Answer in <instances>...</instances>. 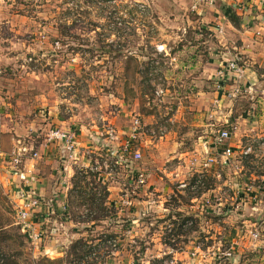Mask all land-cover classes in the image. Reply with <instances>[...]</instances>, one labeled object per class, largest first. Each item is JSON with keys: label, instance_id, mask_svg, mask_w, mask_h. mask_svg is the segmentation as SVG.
Wrapping results in <instances>:
<instances>
[{"label": "rangeland", "instance_id": "374dc122", "mask_svg": "<svg viewBox=\"0 0 264 264\" xmlns=\"http://www.w3.org/2000/svg\"><path fill=\"white\" fill-rule=\"evenodd\" d=\"M14 2L15 11L32 19L0 27V143L15 119L20 129L14 135L28 149L24 158L53 148L56 164L44 174L46 194L39 191L45 206L33 214L35 241L17 217L18 179L7 177L13 162L0 149V221L6 231L26 234L21 264L27 257L43 264L64 259L79 239L92 240V254L70 264H264V220L253 208L264 197V151L237 153L228 164L216 157L205 167L220 150L219 134L237 121L225 114L216 119L217 93L226 104L231 91L214 86L222 83L223 64L213 61L230 51L192 11L191 0ZM38 33L48 40L43 47ZM41 73L43 89L59 96L45 116L28 109L33 98L16 105L25 98L21 91H40ZM16 91L15 102L5 96ZM137 119L142 134L134 138ZM51 128L87 140L73 173L92 169L95 181L86 176L81 190L75 188L70 153L43 146ZM185 221L191 226L183 228Z\"/></svg>", "mask_w": 264, "mask_h": 264}, {"label": "crops", "instance_id": "0c3cea01", "mask_svg": "<svg viewBox=\"0 0 264 264\" xmlns=\"http://www.w3.org/2000/svg\"><path fill=\"white\" fill-rule=\"evenodd\" d=\"M14 1L15 0H0L1 28H6V26L10 27V24L12 22L11 19L13 21L20 17L21 19L19 21H23L24 19L28 20L29 18L32 19L29 16H22L19 12L15 11L14 6L18 3H15ZM216 4L218 5H216L215 7H208L205 13L197 14V16L199 17L202 24H207L209 27L211 26L210 29L213 30L214 33L216 32V34H219L217 31V26L223 27L224 33L220 34L221 36L219 37V44L225 46V48L230 51L231 55L240 56L242 65L244 66L246 71V75L241 81L243 92L238 98L234 100L230 99V101L225 100L227 101V103L224 101L226 104H223V99H219L220 96L217 93L218 96L215 100V113L218 117L216 118L217 120H220L219 116L223 114H225L226 116L235 115V117H232L234 118V120L232 121H237V124L232 125V127L236 126L237 129L233 132V135L231 139L227 141V144L234 150L236 156L237 153H241V149H243L244 145L247 143L248 137L254 136L252 138H255L256 136H264V0H230V2L228 3H224L223 1L218 0ZM228 8L238 16V25H234L228 19L226 15V11ZM38 35L42 37L40 45L43 47L45 44H47L48 40H46V38L42 36V33H38ZM215 59L216 61H213V63H215V65H218L220 63L221 66L227 61L228 57H226L225 59H221L217 55ZM40 75L41 76L38 78V80L41 81V87L39 89L40 91H21L23 93L21 94L22 97L25 98H21L20 100H18V98L16 99L17 101L15 100V98H17V95L15 94L18 91L13 92L12 95L7 92L5 96H13V100L14 102L16 101V105L21 104L18 101H21L22 99L33 98V100H30V105L32 106L28 107V109L35 108L36 110H41L42 115H40L45 116L47 110L45 108L47 106H50V108L54 110V108H56L55 105L58 104L57 102H59V96L53 97L55 96L54 90H50V88L48 89L47 87H45L43 89L42 80L44 79L42 78L45 76L43 75V73H41ZM233 77L234 75L230 77L226 83L223 84V89L218 91L224 90L233 92L234 88L237 85L236 81H231V78ZM214 79L216 80V77ZM213 84L215 86V81ZM6 105L8 106L10 104ZM224 105H226V107H224ZM223 108L224 110H226L225 112H222ZM239 111H241L240 114ZM56 121H59L58 115H56ZM11 122L12 123L10 125V129L5 133H2L3 139H1L0 143L2 145V147L0 145V149L4 151V154H6L7 158H9V156L13 152L22 147L20 146L21 140L16 138V136L14 135L17 134V129H20V123L18 121L16 122L15 119H13ZM70 123L74 124L71 119ZM23 126L25 125L23 124ZM5 128H7L6 124ZM7 132H9V134ZM79 137L80 136H78V144L80 147L78 146V153L79 149L84 148L88 144L86 139L82 138L81 140H79ZM9 143H11L12 145L14 144V147L12 148L14 149L13 151H11L12 149L9 151V146L5 147V144L9 145ZM54 147L57 149L59 148L57 146ZM52 149L53 148H50L46 152L43 151V155H39L38 158L42 160V164L40 163V165H37L36 159L23 158L24 165L32 170L33 174L37 176L40 175L38 177H41L39 178L40 183L38 184V189L41 192V195H45L47 191V188H42V182L45 181L44 177H48L44 174L48 173L49 175V169L54 170V168L56 167L55 160L53 158L54 155H50V153H52ZM220 152L221 150H218L217 153ZM58 153L56 157H58V155L60 154ZM235 156L232 157V160L235 159ZM82 157L83 159H85L84 156H80L79 159L82 160ZM77 161L78 158L76 160L70 159L71 177H73L74 175V166L76 165ZM233 163H231V165ZM235 166L236 163L233 165V168ZM245 167H247V164H245L241 170H244ZM7 177L12 178V180H17V177H14L13 175H9ZM51 177H53V175ZM261 178L264 179V176H262ZM250 187L251 186H249L248 189ZM259 202L260 204L258 203V205L254 206L253 208L260 212H258V216L259 218H262L264 220V197L263 200H260ZM260 214H262V217H260ZM173 218L174 217H172V219Z\"/></svg>", "mask_w": 264, "mask_h": 264}, {"label": "built area", "instance_id": "2783aa9c", "mask_svg": "<svg viewBox=\"0 0 264 264\" xmlns=\"http://www.w3.org/2000/svg\"><path fill=\"white\" fill-rule=\"evenodd\" d=\"M218 0H191V9L196 14L202 13L203 7H214L216 6ZM224 3L230 2V0H221ZM223 27L217 26V31L219 34H223ZM56 45H59V43H56ZM221 82L216 86L221 88L224 83H226L230 77L234 75L233 78H231V81L234 80L237 82L236 87L234 88L233 92L228 93V98L230 99H236L242 94V86L241 81L244 79L246 75V71L244 66L242 65L241 57L238 55H231L229 54V57L227 61L222 65V69L218 73ZM4 76V68L0 61V80ZM218 82V81H217ZM141 121L139 119L135 120V126H134V134L132 137L136 138L137 135L142 134L140 123ZM236 126H233L230 131H223L219 134L218 138L216 139L215 145L217 147H220L221 152L216 153L214 158H209V162L205 164V167L210 166V164H214L217 162L216 157H220L221 159H218V162L222 164H228L229 161L232 160V157L235 156L234 150L227 144V141L231 139L232 132L236 131ZM154 133V132H153ZM115 132L113 130L108 131V135L110 138H114ZM50 145L57 146L60 149L66 150L70 153V159L76 160L78 158V140L76 138V134L72 133L71 131L64 130L62 128H51L47 132L46 135V143L43 145L44 147H48ZM264 151V136L257 137L256 138H248L247 143L244 145L243 149H241L240 155L242 156H251L252 154L261 153ZM28 149L26 146L20 147L17 151L13 152L10 155V159L13 162L12 166V175L14 177H17V189H16V198L18 200V204L15 206V210L17 213V217L20 220V224H22V230L27 231V235L30 234L29 237L33 238L35 241H37L40 238V235L38 233H30L31 230L34 229V224L31 222L33 218V214L37 212L38 209L44 207V200L42 199V196L39 194V187L38 184L40 183V179L37 175L32 173V170H30L26 165H24L23 158L27 155ZM3 157H6V154L3 153ZM33 159H37L39 157L38 153H34L32 156ZM135 157L139 159L141 157V154L139 152H136ZM11 165V163H10ZM93 171L92 169H90ZM138 182L140 184L145 183L144 175H140L138 177ZM19 185V186H18ZM183 188H186L187 185L181 186ZM252 187V186H251ZM197 186H193L192 189H196ZM248 190H251L250 188ZM54 201L50 199L46 202V206L48 208H51L52 212L54 211ZM17 203V201H16ZM44 204V205H43ZM67 212V205L64 204L62 206H59ZM191 221H185L183 224V228H187L191 226ZM254 238H258V234L254 235Z\"/></svg>", "mask_w": 264, "mask_h": 264}, {"label": "trees", "instance_id": "16d2710c", "mask_svg": "<svg viewBox=\"0 0 264 264\" xmlns=\"http://www.w3.org/2000/svg\"><path fill=\"white\" fill-rule=\"evenodd\" d=\"M226 15L228 19L234 24L238 25V16L231 9H227ZM86 176H92L93 180L99 176V174H94L90 169H86L85 171H75V175L72 179V183L76 189L81 187L80 185L86 179ZM106 188V187H105ZM108 190V189H107ZM94 196V195H93ZM100 214L105 211V208L100 205ZM105 216V215H104ZM100 217V216H99ZM97 219H92L87 221V223H96ZM26 235V234H25ZM20 235V234H12L9 231H6V226L2 221H0V264H21V260L25 257L23 250L21 247L24 246V240L22 238L28 235ZM92 240L90 239H79L75 243L72 244L64 259L59 261L51 262L52 264H70V258H72L71 262L78 263L82 262V260L86 256H90L92 252L90 251L93 248L90 243ZM19 245V247H17ZM24 264H43L41 261H36L32 257H27L25 259Z\"/></svg>", "mask_w": 264, "mask_h": 264}]
</instances>
